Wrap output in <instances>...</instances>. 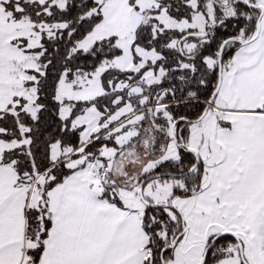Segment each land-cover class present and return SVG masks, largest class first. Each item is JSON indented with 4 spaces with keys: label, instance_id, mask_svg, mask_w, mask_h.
<instances>
[{
    "label": "snow or ice",
    "instance_id": "obj_1",
    "mask_svg": "<svg viewBox=\"0 0 264 264\" xmlns=\"http://www.w3.org/2000/svg\"><path fill=\"white\" fill-rule=\"evenodd\" d=\"M0 264H264V0H0Z\"/></svg>",
    "mask_w": 264,
    "mask_h": 264
}]
</instances>
